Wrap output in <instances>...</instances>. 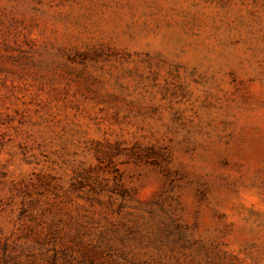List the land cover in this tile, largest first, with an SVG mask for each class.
<instances>
[{
    "label": "rangeland",
    "instance_id": "obj_1",
    "mask_svg": "<svg viewBox=\"0 0 264 264\" xmlns=\"http://www.w3.org/2000/svg\"><path fill=\"white\" fill-rule=\"evenodd\" d=\"M0 264H264V0H0Z\"/></svg>",
    "mask_w": 264,
    "mask_h": 264
}]
</instances>
